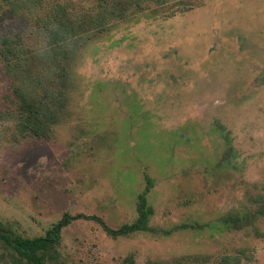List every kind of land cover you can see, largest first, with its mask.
<instances>
[{"label": "rangeland", "instance_id": "rangeland-1", "mask_svg": "<svg viewBox=\"0 0 264 264\" xmlns=\"http://www.w3.org/2000/svg\"><path fill=\"white\" fill-rule=\"evenodd\" d=\"M198 1L173 16L141 2L91 35L50 137L15 139L0 116V229L40 236L65 212L116 228L143 192L152 208V230L125 235L71 220L45 264H264V217L224 221L264 193V0ZM35 30L0 0V36L33 47ZM9 79L0 56V112L13 108Z\"/></svg>", "mask_w": 264, "mask_h": 264}, {"label": "trees", "instance_id": "trees-1", "mask_svg": "<svg viewBox=\"0 0 264 264\" xmlns=\"http://www.w3.org/2000/svg\"><path fill=\"white\" fill-rule=\"evenodd\" d=\"M14 14L24 15L38 34L36 45H26L21 35L10 33L0 36V56L9 79L13 108L0 112L2 118L14 121L12 136L50 137L53 127L60 123L66 105L69 62L77 50L95 33L107 30L110 21L122 19L131 7L141 2L165 6L167 16L189 11L199 6L198 0H93L90 8L73 0H4ZM167 14V13H166ZM38 68L31 69L32 64ZM146 191V189H145ZM137 217L133 222L116 228L106 225L95 215L63 213L43 235L24 237L2 227L0 230V258L11 256L13 264H45L58 257L61 230L71 220H96L111 235H125L152 228L148 219L152 208L146 205L145 192L138 195ZM253 211L233 214L224 220L234 228L253 226L254 220L264 217V193L254 199ZM255 233L259 234L257 229ZM240 256L225 255L219 264H238ZM125 258L120 264H131Z\"/></svg>", "mask_w": 264, "mask_h": 264}, {"label": "water", "instance_id": "water-1", "mask_svg": "<svg viewBox=\"0 0 264 264\" xmlns=\"http://www.w3.org/2000/svg\"><path fill=\"white\" fill-rule=\"evenodd\" d=\"M0 230H3V229H0Z\"/></svg>", "mask_w": 264, "mask_h": 264}]
</instances>
